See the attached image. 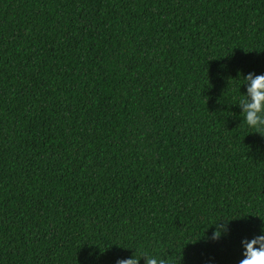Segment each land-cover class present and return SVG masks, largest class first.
Wrapping results in <instances>:
<instances>
[{"label": "trees", "instance_id": "obj_1", "mask_svg": "<svg viewBox=\"0 0 264 264\" xmlns=\"http://www.w3.org/2000/svg\"><path fill=\"white\" fill-rule=\"evenodd\" d=\"M238 70L264 74V0H0V264H240L264 137Z\"/></svg>", "mask_w": 264, "mask_h": 264}, {"label": "clouds", "instance_id": "obj_2", "mask_svg": "<svg viewBox=\"0 0 264 264\" xmlns=\"http://www.w3.org/2000/svg\"><path fill=\"white\" fill-rule=\"evenodd\" d=\"M237 76L239 79H231L236 82L235 86L239 94L236 97V102L231 105H237L240 108L239 116L248 128L254 130L251 133H258L264 137L262 135L264 133V74L257 75L254 72L244 74L242 70H238ZM242 87L246 91L241 92ZM231 115H235V113H231ZM256 151L264 153V146H257ZM208 228H212L209 239L213 241L224 238L231 232L230 221L223 218L206 226L205 230ZM260 233L251 240L241 241L243 259L240 260V264H264V224L260 228ZM123 248L134 249V251H130L126 257L117 258L115 264H140L142 259L144 264H167L168 257L166 256L149 254L146 251H141L138 247ZM181 260V257L175 256L172 264H181Z\"/></svg>", "mask_w": 264, "mask_h": 264}]
</instances>
